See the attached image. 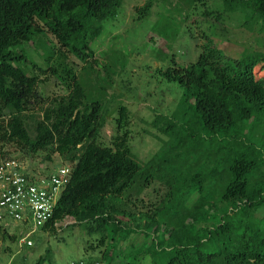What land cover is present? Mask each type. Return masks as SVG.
<instances>
[{
  "label": "trees",
  "instance_id": "16d2710c",
  "mask_svg": "<svg viewBox=\"0 0 264 264\" xmlns=\"http://www.w3.org/2000/svg\"><path fill=\"white\" fill-rule=\"evenodd\" d=\"M124 1L0 0V161L12 157L6 146L13 144L32 156L43 153V162L71 165L45 231L55 233L56 222L71 216L100 231L102 245L111 232L118 244L133 241V234L137 255L152 254L157 264H264V217L257 216L264 208V76L255 72L264 50L233 56L204 33L197 58L179 65L170 52L182 21L172 19L170 29L156 23L147 39L165 44L156 50L170 60L162 75L183 92L170 113L155 116L153 126L167 138L144 161L132 149L126 104L117 109L112 140H102L107 92L125 61L122 52H112L118 69L106 67L101 76L92 43ZM222 1L225 11H241L246 21L264 27V0ZM153 4L138 6V17ZM47 36L65 48L48 66L69 89L51 99L41 94L23 50ZM68 51L83 62L80 68ZM54 54L49 48L48 62ZM159 179L166 184L161 205L138 216L130 207ZM158 216L166 220L162 234ZM8 238L16 234L0 223V252ZM102 252L105 257L109 251ZM45 259L41 255L35 264ZM97 259L74 261L100 264L103 258Z\"/></svg>",
  "mask_w": 264,
  "mask_h": 264
},
{
  "label": "rangeland",
  "instance_id": "374dc122",
  "mask_svg": "<svg viewBox=\"0 0 264 264\" xmlns=\"http://www.w3.org/2000/svg\"><path fill=\"white\" fill-rule=\"evenodd\" d=\"M147 2L148 0H125L116 16L105 21L103 30L92 43L93 61L94 58L97 59L94 66L101 76L107 75L106 67L118 69L119 64L117 68L111 64L112 52H117V55L122 52L121 59L125 61L124 66H120L121 72L115 75V80L107 92L102 140L110 143L116 132L117 109L120 104H126L130 111L129 127L133 132L132 149L144 161L152 158L167 138L153 126L155 116L160 112L170 113L183 92L182 87L175 82H168L162 75L170 60L168 57L163 59L156 50L165 44L147 39V33L156 23L161 21V26L169 27L170 22L174 23V19L176 23L182 21L177 39L172 45L173 50L170 52L179 65H186L197 58L204 33L214 35L221 42V47L233 56H239L246 50H264V27L261 23L246 21L241 11H225L222 0H209L206 4L190 0H154L152 9L140 19L137 7ZM49 48H54L55 54L48 62L46 54ZM23 50L27 56V69L31 74L38 76L39 90L45 99L68 92L69 89L61 77L48 66L56 65L61 60L60 53H65V48L61 47L55 38L47 36L45 43L28 42L24 44ZM67 53L69 60L78 61L77 65H74L80 68L83 62L71 52ZM255 72L258 77L264 76V63L258 64ZM6 150L12 157L19 158L30 170L44 171L64 163L61 160L50 164L43 162V153L32 156L13 144H8ZM165 191L166 184L162 180L153 181L130 208L138 216L147 210L152 212L156 206L161 205ZM257 216L264 217V208L258 211ZM158 218V223L161 224L159 231L162 234L166 220L160 216ZM5 222L8 224V232L16 234V239L8 238L4 241L3 246L9 247L0 252V264H35L41 255L46 257L44 264H70L74 260L87 261L94 258H103L102 262L100 261L102 264L104 261L110 264H157L153 262L152 254L137 255L133 234V241L128 239L118 244L111 241V232L105 245H102L100 231L91 232L89 223H75L71 216L57 224L55 233L42 228L33 233L30 236L32 245L21 242L27 232L24 226L9 219ZM148 231L151 233L152 230ZM91 244L98 246L93 249ZM104 249L109 251L105 257L102 252Z\"/></svg>",
  "mask_w": 264,
  "mask_h": 264
},
{
  "label": "built area",
  "instance_id": "2783aa9c",
  "mask_svg": "<svg viewBox=\"0 0 264 264\" xmlns=\"http://www.w3.org/2000/svg\"><path fill=\"white\" fill-rule=\"evenodd\" d=\"M72 168L64 164L52 170H30L16 157L0 161V223L6 219L27 230L22 243L50 221L59 198L70 181ZM59 222H56V225ZM70 264H84L72 261Z\"/></svg>",
  "mask_w": 264,
  "mask_h": 264
}]
</instances>
